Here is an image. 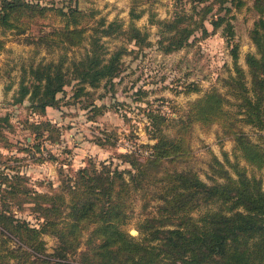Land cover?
I'll return each instance as SVG.
<instances>
[{"label": "trees", "instance_id": "1", "mask_svg": "<svg viewBox=\"0 0 264 264\" xmlns=\"http://www.w3.org/2000/svg\"><path fill=\"white\" fill-rule=\"evenodd\" d=\"M171 18L158 19L159 44L166 52L185 46L196 29L208 33L206 19L211 8L227 12L246 5L247 0H175ZM77 3V2H76ZM55 7L65 23L28 37L48 50L56 46L86 47L80 59L73 61L74 77L84 84L97 86L111 80L122 70V56L128 51L122 43L110 48L104 36H124L143 45L149 33L133 18L143 13L131 9V21L125 26L103 15L94 21L96 11ZM252 8L259 14L252 29L256 52L246 55L247 69L239 62L238 44L232 49L236 74L223 80L225 92L217 87L193 100L185 116L172 119L160 111H151L152 136L148 154L140 158L135 151L122 153L132 168L121 169L94 161L65 178L61 191L48 193L28 188L16 178L20 173L5 174L6 188L0 189V264H264V187L263 180L247 164L264 167V145L254 141L239 123L264 130V0H254ZM53 5L29 0H0V24L5 29L24 32L33 22L46 16ZM197 15V17H195ZM226 17L211 18L214 28ZM231 34L233 24L227 21ZM6 41L0 37V53ZM64 51L63 53H65ZM31 63L24 68L14 102L30 101L32 110L43 114L49 106H58V92L68 82L65 56ZM10 86V85H9ZM231 95V96H229ZM237 105V109L229 106ZM7 118L0 116V119ZM220 120L236 141L235 159L226 153L225 161L212 158L210 181L192 168L170 169L166 162L187 160L193 156L191 130L195 122ZM45 125H51L46 120ZM32 123L35 130L42 124ZM175 127L173 133L165 130ZM32 128V129H33ZM49 129V128H48ZM129 174V179L125 176ZM11 177H9V176ZM141 190L145 198L144 217L138 219V234L127 228L134 193ZM19 192L34 202L41 221L36 224L16 215L10 200ZM8 198V199H6ZM131 199V200H130ZM155 200V201H152ZM151 202L154 208L149 209ZM44 234L54 235L57 243L48 250ZM83 249H80L82 245Z\"/></svg>", "mask_w": 264, "mask_h": 264}, {"label": "rangeland", "instance_id": "2", "mask_svg": "<svg viewBox=\"0 0 264 264\" xmlns=\"http://www.w3.org/2000/svg\"><path fill=\"white\" fill-rule=\"evenodd\" d=\"M43 5H53L46 16L33 22L24 32L4 29L0 24V37L6 41V49L0 53V84L3 98L0 106V189L7 187L3 182L5 174L20 173L16 178L24 186L48 193L61 191L65 178L75 175L76 170L94 161L97 167L105 161L112 169L132 168L124 161L121 154L135 151L143 158L155 143L152 136L151 111H160L172 119L185 116L193 100L205 91L217 87L225 92L224 78L236 74L232 49L238 44L239 62L247 69L246 55L256 52L252 38V29L259 14L252 8L254 0H247L246 5L227 12L219 9V3L209 11L206 19L208 33L196 29L189 42L174 51L166 52L160 47V24L158 19L171 18L176 9L175 0H29ZM77 2V3H76ZM67 4L76 5L83 10L96 13L93 22L101 16L107 20L117 19L127 26L131 21L130 11L143 10L140 17L133 18L136 25L146 30L149 43L140 45L124 36H104L105 44L110 48L124 43L128 51L122 56V70L111 80H102L97 86L83 84L74 77L73 61L78 60L89 47V38L85 46H56L48 50L44 44H36L28 37L42 34L53 26L63 25L65 18L55 7L68 9ZM224 15L226 20L214 28L212 17ZM197 17V15H195ZM264 17V14H263ZM227 21L233 24L230 34ZM66 51L65 53H63ZM65 56V69L68 82L64 90L58 92V106H49L43 114L32 110L29 99L14 102V94L19 88V81L24 68L31 63ZM10 85V86H9ZM231 96V95H229ZM237 109V105L229 106ZM49 120L51 125H45ZM44 124L39 130L32 123ZM254 141L264 145V130L239 123ZM33 128V129H32ZM49 128V129H48ZM172 126L165 130L174 132ZM193 156L187 160L166 162V168L198 171L202 178L210 181L211 163L214 154L225 161L226 153L235 159L239 149L231 132L220 120L208 123L195 122L191 130ZM241 164L247 165L249 173L254 171L263 180L264 167L258 168L247 164L239 156ZM9 176V175H8ZM125 176L129 179V174ZM11 177V176H9ZM132 198L131 218L126 225L133 234H138V219L144 217L145 198L137 190ZM26 195L19 192L9 198L11 209L16 215L38 224L41 214L35 210L34 202L27 201ZM8 199V198H6ZM155 201V200H152ZM4 202L0 198V205ZM154 208L151 202L149 209ZM134 230V231H133ZM48 250L52 251L57 243L54 235L44 234ZM83 244L80 249H83Z\"/></svg>", "mask_w": 264, "mask_h": 264}, {"label": "crops", "instance_id": "3", "mask_svg": "<svg viewBox=\"0 0 264 264\" xmlns=\"http://www.w3.org/2000/svg\"><path fill=\"white\" fill-rule=\"evenodd\" d=\"M3 94H4V92H2V85L0 84V104H1V100L3 98ZM0 107H2V106H0Z\"/></svg>", "mask_w": 264, "mask_h": 264}, {"label": "water", "instance_id": "4", "mask_svg": "<svg viewBox=\"0 0 264 264\" xmlns=\"http://www.w3.org/2000/svg\"><path fill=\"white\" fill-rule=\"evenodd\" d=\"M134 231V230H133Z\"/></svg>", "mask_w": 264, "mask_h": 264}]
</instances>
